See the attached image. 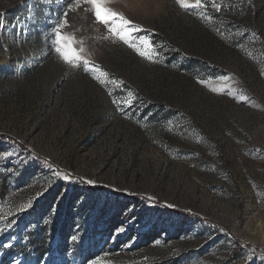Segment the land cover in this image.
Listing matches in <instances>:
<instances>
[{"label":"rangeland","instance_id":"1","mask_svg":"<svg viewBox=\"0 0 264 264\" xmlns=\"http://www.w3.org/2000/svg\"><path fill=\"white\" fill-rule=\"evenodd\" d=\"M202 2L112 0L150 62L86 5L0 0V264H264V0Z\"/></svg>","mask_w":264,"mask_h":264},{"label":"snow or ice","instance_id":"2","mask_svg":"<svg viewBox=\"0 0 264 264\" xmlns=\"http://www.w3.org/2000/svg\"><path fill=\"white\" fill-rule=\"evenodd\" d=\"M112 0H70V6L74 10L81 5H86L93 14L96 23L105 26L106 31L110 38L114 37L116 41L125 44L136 51L142 58L155 62L156 50L152 41L147 37H140L138 34L143 32L144 29L134 23L132 20L124 16L123 13L115 11L110 7ZM176 3L182 8L187 10L189 7L200 8L203 6L202 0H194V3H190L189 0H176ZM64 19L59 22L55 28V39L53 41L55 45V52L59 55L60 59L71 67H82L86 72H95V66L92 62L86 58L85 49L82 47L83 42L77 41L74 35L65 34L62 30L68 25L67 12L64 14ZM139 41V43H137ZM80 44V47H77ZM103 76H107L106 72L100 70ZM101 84L106 81L97 75L94 77ZM221 80H225V77H220ZM202 84H206L207 81L201 80ZM122 83V82H121ZM212 91H217L216 88H212ZM229 91V95H231ZM134 96V93L129 92V100ZM126 103L128 101H125ZM65 179H70L69 176H65ZM86 183L94 184L92 180H87Z\"/></svg>","mask_w":264,"mask_h":264},{"label":"trees","instance_id":"3","mask_svg":"<svg viewBox=\"0 0 264 264\" xmlns=\"http://www.w3.org/2000/svg\"><path fill=\"white\" fill-rule=\"evenodd\" d=\"M2 17V13L0 12V18Z\"/></svg>","mask_w":264,"mask_h":264},{"label":"water","instance_id":"4","mask_svg":"<svg viewBox=\"0 0 264 264\" xmlns=\"http://www.w3.org/2000/svg\"><path fill=\"white\" fill-rule=\"evenodd\" d=\"M0 27H1V25H0Z\"/></svg>","mask_w":264,"mask_h":264}]
</instances>
